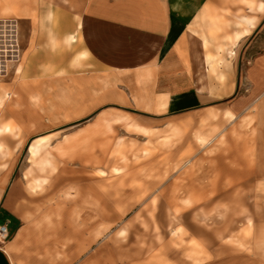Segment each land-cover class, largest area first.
<instances>
[{"label": "rangeland", "instance_id": "obj_1", "mask_svg": "<svg viewBox=\"0 0 264 264\" xmlns=\"http://www.w3.org/2000/svg\"><path fill=\"white\" fill-rule=\"evenodd\" d=\"M84 1L16 0L11 11L0 3V20H14L23 43L33 24H77ZM228 18L232 24L221 17L212 25L202 51L210 75L236 64V104L179 119L161 135L137 134L122 113L120 126L103 129V143L66 144L85 119L48 136L63 112L34 110L49 105L46 97L24 106L32 96L7 99L0 91V128H11L0 135V193L8 174L2 191L13 192L12 207L31 213L32 225L48 226L39 236L51 243L52 262L167 264L166 247L182 245L186 264H264V75L251 64L264 46L253 44L255 35L232 44L239 16ZM11 79L5 83L15 86ZM36 137L48 144L29 160ZM171 235L196 238L186 244Z\"/></svg>", "mask_w": 264, "mask_h": 264}, {"label": "crops", "instance_id": "obj_2", "mask_svg": "<svg viewBox=\"0 0 264 264\" xmlns=\"http://www.w3.org/2000/svg\"><path fill=\"white\" fill-rule=\"evenodd\" d=\"M229 1L241 4L228 7ZM17 10L25 14L24 9ZM233 15L239 16L235 33L243 28L240 17L253 20L250 28L244 21L248 33L237 42L255 35L253 44L264 46L259 36L264 31V0H85L77 24L36 23L28 29L20 66L10 77L16 85L5 83L8 77L0 80L4 84L0 91L23 101L32 96L24 106H38L46 97L49 105L40 103L34 110L63 112L48 136L85 119L64 137L66 144L86 143L91 141L88 138L103 143V129L120 126L122 113L129 117L124 125L137 128V134L161 135L179 119L228 100L236 104L232 99L237 89L236 64L230 60L210 75L202 51L212 25L220 23L221 17L232 24L228 16ZM194 44L198 52H193ZM251 64L254 73L264 75V52L256 53ZM5 176L0 224L6 226L7 238L0 244V264H56L50 259L51 243L39 236L49 235L48 226L32 225L31 213L14 210L13 192L5 196L6 189L2 191L10 179ZM171 236L177 241L182 236L186 244L196 238ZM185 250L182 245H168L167 264H186Z\"/></svg>", "mask_w": 264, "mask_h": 264}, {"label": "built area", "instance_id": "obj_3", "mask_svg": "<svg viewBox=\"0 0 264 264\" xmlns=\"http://www.w3.org/2000/svg\"><path fill=\"white\" fill-rule=\"evenodd\" d=\"M17 23L12 19L0 20V80H4L22 60V42ZM7 238L6 226L0 224V244Z\"/></svg>", "mask_w": 264, "mask_h": 264}, {"label": "bare ground", "instance_id": "obj_4", "mask_svg": "<svg viewBox=\"0 0 264 264\" xmlns=\"http://www.w3.org/2000/svg\"><path fill=\"white\" fill-rule=\"evenodd\" d=\"M0 3H2V5L4 6V8L6 10H8L9 7L7 5L9 4V1L6 0V2L4 3V2H2L0 0ZM258 8L260 9L261 8V5H259ZM9 11H11V10H9ZM244 21H245L246 25H248L249 28L253 26L252 25V22H253L252 19H247L246 18L244 20V16L240 17V23L243 25V28L240 31H238V32L235 33V35H234V37L232 39V44H235L240 38L244 37V35L248 33V31H244ZM229 54H230V56L233 55L232 52H229ZM219 80L220 81H223L224 80L223 75H220ZM6 98L8 99L9 96H7ZM0 101H1V99H0ZM10 130H11V128H10L9 125H7V126H5L3 128H0V135L2 133H9ZM20 140L21 139L19 138L18 143H17V146L20 145V143H21ZM198 141L200 143H203V142H205V139L202 138V137H200V138H198ZM47 144H48L47 137H36V138L32 139L31 142L28 145V148H27V157L29 158V160L36 159L38 157V155L40 154V152L47 146ZM1 150H2V146L0 144V151Z\"/></svg>", "mask_w": 264, "mask_h": 264}]
</instances>
